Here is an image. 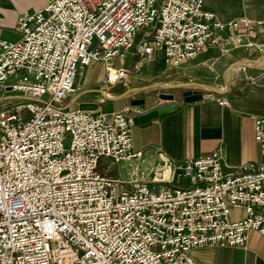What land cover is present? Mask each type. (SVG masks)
Segmentation results:
<instances>
[{
    "label": "built area",
    "instance_id": "obj_1",
    "mask_svg": "<svg viewBox=\"0 0 264 264\" xmlns=\"http://www.w3.org/2000/svg\"><path fill=\"white\" fill-rule=\"evenodd\" d=\"M239 20L243 32L222 33L236 20H217L201 0H46L16 16L19 36L0 38V86L20 98L0 105V264H200L191 248L264 233L261 117L257 161L224 172L215 150L186 157L177 166L185 183L169 186L96 169L99 157L138 156L129 128L137 108L61 103L87 65L102 66L106 83L124 82L127 56L160 51L172 69L225 42L254 44Z\"/></svg>",
    "mask_w": 264,
    "mask_h": 264
},
{
    "label": "crops",
    "instance_id": "obj_2",
    "mask_svg": "<svg viewBox=\"0 0 264 264\" xmlns=\"http://www.w3.org/2000/svg\"><path fill=\"white\" fill-rule=\"evenodd\" d=\"M45 1L0 0V38H17L16 16L41 7ZM201 8L221 22L236 20V27L225 28L222 33L243 32L239 18H244L250 22L254 36L264 37V0H201ZM124 63L128 69L125 81L113 83L103 81L102 66H85L76 79L78 91L65 103L76 106L80 101H95L94 110L101 111L133 105L138 113L169 102L152 93L174 91L172 101L177 105L143 123L137 122L136 113L131 112V150L138 149V156L120 161L99 157L98 172L119 179L133 177L153 184H168L175 175H180L177 166L186 157L215 150L219 155V167L224 172L234 171L238 164L260 158V147L253 138L252 127L255 117H261L264 126V80L248 82L243 80L244 74H230L223 92L209 98L183 101L178 94L179 88L151 87L155 83L180 81L176 79L177 72H172L177 67L167 68L160 51H156L151 59L127 56ZM114 64L117 66L119 61L114 60ZM91 83L97 85L93 87ZM100 90L115 98H104ZM87 92L98 93L100 97L88 96ZM144 94L148 95L147 106L140 109L132 104V100ZM9 96L17 97V94ZM216 98H223L224 103L217 102ZM189 252L200 264H264V233L248 229L242 245L199 246Z\"/></svg>",
    "mask_w": 264,
    "mask_h": 264
},
{
    "label": "rangeland",
    "instance_id": "obj_3",
    "mask_svg": "<svg viewBox=\"0 0 264 264\" xmlns=\"http://www.w3.org/2000/svg\"><path fill=\"white\" fill-rule=\"evenodd\" d=\"M254 44L245 45L246 39L240 40L235 45L225 42L221 48L216 46L210 47L209 51L200 52L194 58L183 62L179 67L173 69L176 71V79L178 82L194 81L205 85H211L213 87L222 86V70L231 61L237 60H251L261 61L264 60V37L255 34V36L249 38ZM238 65V66H237ZM229 70L230 74L240 76L244 74V81H263L264 80V64L255 67H246L241 64H237ZM97 83H91L90 86H96ZM202 91H207V88L201 86ZM88 96L96 95L100 97V94L94 92H87ZM105 93V92H104ZM11 91L4 90L0 86V105L7 102H15L19 100V97L9 96ZM212 94H216L213 92ZM67 99L61 101L65 103ZM185 178L181 175H175L171 182H167L169 186H175L185 183ZM153 184V183H151Z\"/></svg>",
    "mask_w": 264,
    "mask_h": 264
},
{
    "label": "water",
    "instance_id": "obj_4",
    "mask_svg": "<svg viewBox=\"0 0 264 264\" xmlns=\"http://www.w3.org/2000/svg\"><path fill=\"white\" fill-rule=\"evenodd\" d=\"M235 64H241L246 67H255L259 65L264 64V60L261 61H251V60H237V61H231L229 62L225 68L222 70V88L218 89L216 87H213L211 85H208L207 91H202L200 88V83L194 82V81H188V82H174V83H155L152 84L151 87H164V88H179V96L181 97V100L183 101H191L195 99H201V98H209L212 96L213 92L220 93L223 92L226 88V82H227V76L229 73V70L235 65ZM196 86L197 88H191L190 86ZM136 90H140V88H135ZM130 89L125 90L122 92V94L128 92ZM100 93L104 98L112 99L115 98V96H111L108 94H105L102 90H100ZM175 94L174 91L171 92H159L157 94H151L156 95L157 97L165 100H169L168 103L165 104H159L157 106L142 110L135 114V118L137 122L143 123L149 120L151 117L155 116L157 113L162 111H167L169 109H173L176 107L177 103L175 101H172L173 95ZM147 94H144L141 98H136L132 100V104L137 105L140 109L144 106H147ZM97 106V102L95 101H80L77 102L76 107L81 109H90L94 110Z\"/></svg>",
    "mask_w": 264,
    "mask_h": 264
},
{
    "label": "bare ground",
    "instance_id": "obj_5",
    "mask_svg": "<svg viewBox=\"0 0 264 264\" xmlns=\"http://www.w3.org/2000/svg\"><path fill=\"white\" fill-rule=\"evenodd\" d=\"M253 62H255V61H253ZM235 65H237V64H235ZM234 65V66H235ZM238 66V65H237ZM231 70V69H230ZM200 86H204V87H206V88H208V85H205V84H202V83H200ZM216 88H218V89H220V88H222V86L221 87H216ZM105 94H107V93H105Z\"/></svg>",
    "mask_w": 264,
    "mask_h": 264
}]
</instances>
